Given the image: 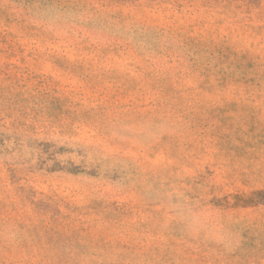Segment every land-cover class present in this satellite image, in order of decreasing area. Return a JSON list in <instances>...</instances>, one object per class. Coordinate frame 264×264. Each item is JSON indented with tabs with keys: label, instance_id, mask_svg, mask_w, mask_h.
I'll return each mask as SVG.
<instances>
[{
	"label": "rangeland",
	"instance_id": "rangeland-1",
	"mask_svg": "<svg viewBox=\"0 0 264 264\" xmlns=\"http://www.w3.org/2000/svg\"><path fill=\"white\" fill-rule=\"evenodd\" d=\"M0 264H264V0H0Z\"/></svg>",
	"mask_w": 264,
	"mask_h": 264
}]
</instances>
